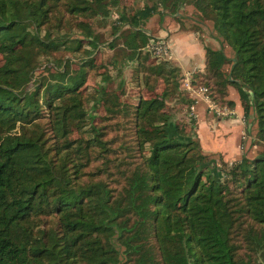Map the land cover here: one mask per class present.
<instances>
[{
    "label": "trees",
    "instance_id": "trees-1",
    "mask_svg": "<svg viewBox=\"0 0 264 264\" xmlns=\"http://www.w3.org/2000/svg\"><path fill=\"white\" fill-rule=\"evenodd\" d=\"M118 4L0 0V264H264V0ZM184 5L234 54L205 44L189 85L230 109L236 87L252 158L204 152L180 67L149 49L150 18ZM109 16L121 54L104 65Z\"/></svg>",
    "mask_w": 264,
    "mask_h": 264
},
{
    "label": "rangeland",
    "instance_id": "rangeland-1",
    "mask_svg": "<svg viewBox=\"0 0 264 264\" xmlns=\"http://www.w3.org/2000/svg\"><path fill=\"white\" fill-rule=\"evenodd\" d=\"M142 3H143V0H119L118 9H131V8H135L137 6L142 5ZM111 9H112L111 12H113L115 10V7L111 8ZM178 11L179 12L176 15L180 16L179 20L181 22L180 23L181 28L185 29L188 33L193 35V37L198 39L203 44V47L205 44H207L208 46H210L214 49H220L222 46L224 47V43L221 44V42H220L221 39L216 35L215 31L213 30L212 21H210L206 17H203V15H201L199 12H197L190 5H184V6L180 7ZM176 15L171 16V15L167 14L166 16H168L169 20L171 19L170 20V22H171L172 19L178 20V19H176ZM158 18H159V16L156 15L153 20L158 21ZM161 19L159 18L161 23L162 22L166 23V25L169 23L168 19L166 21H164V19L163 20H161ZM111 20H112V16H109L105 21H101V22L94 21V30L98 34V36L100 37V42L102 45L101 50H100L99 54L97 55L96 59H97L98 63H102L104 65H106L116 53L121 54L118 50H117L118 52L115 51L116 47H119L122 44L121 38L116 40V47L115 48H109L108 47V44L115 37L112 34ZM162 25L163 24H159V28H163ZM159 31H156V28H154L153 29L154 33H151L150 29L147 28V33L149 34L150 37L158 38V37H156L155 33L158 34ZM215 36H216V38L214 40ZM168 47H169V43H168ZM177 48L179 49V47H177ZM224 49L228 50L226 52L227 53L229 52L230 57L234 55L233 51H231L229 47L225 46ZM169 54H170L169 57L165 56L163 58H171L170 49H169ZM184 58H185V56H184ZM169 61H171V59H169ZM172 63L174 64V62H172ZM229 67H230L229 64H225L224 68H225L226 72L229 70ZM108 69H110V68H108ZM123 72H124L123 74H124V77L126 78V80H129L130 74H131V65L128 64L126 66H123ZM183 72L184 71L181 70V73L179 75V78H180L179 81H180L181 87L185 88L186 75H184ZM110 73L113 76L115 75V71L113 69H110ZM98 79H99V77L95 73V71H91L89 78H88V87L92 88L93 86H95L97 84ZM132 88L133 87H131L128 84L126 85V88H125L127 91V94H129L130 96L133 93L136 94L138 92L137 88H135V89H132ZM227 92H228L229 98L233 99L237 103H240V105H241L239 94H238V91H237L235 86L229 85L227 87ZM142 94H144L146 96L148 95L147 93H145L144 90H142ZM196 104L198 105L197 108L199 110L200 109L202 110L203 108H205L204 111L209 110L210 112H213L214 114L218 115L217 113L214 112L213 109H211V107H209L210 104L203 98L202 95L196 96ZM214 104H216V103H214ZM172 105H173V101H170L169 106H172ZM216 105H218L220 107H226V106H222L220 104H216ZM176 109H177V107H174L175 111H176ZM177 116L180 117L181 113H177ZM221 117H232V118L237 117V119L239 121H241L242 124L243 123L245 124L244 125L245 132H242V137H241V134H238V136H237V132L235 133V136H234V133H232L230 135V142H233V140L234 141L237 140L238 146L241 144L242 149L244 148V145H246L244 152L247 154L248 157L252 158L261 150L260 142L258 141V139L256 137L257 127H256L255 116H254L253 111L249 114V116L247 118L244 115L243 111H242V113L237 115L233 110H232L231 114L225 115V116L221 115ZM199 128H200L199 134L201 135L202 134V126L200 125ZM252 140L255 142L254 145L252 144V142H253ZM199 142H200L201 147L206 144L205 141L203 142V145L201 143V140H199ZM202 149L204 150L203 147H202ZM204 152L210 154L214 158H218L219 156H221L217 153H210V152H207L205 150H204ZM221 158H222V156H221Z\"/></svg>",
    "mask_w": 264,
    "mask_h": 264
},
{
    "label": "crops",
    "instance_id": "crops-1",
    "mask_svg": "<svg viewBox=\"0 0 264 264\" xmlns=\"http://www.w3.org/2000/svg\"><path fill=\"white\" fill-rule=\"evenodd\" d=\"M153 19L154 17L150 18L148 21V29H150L151 33H154V28H156V31L160 30L158 34L155 33L156 37L161 39L165 38L169 43L171 53V58L169 59L184 71L183 74L188 76V73L192 70H202L204 67L203 44L185 29L180 28L179 21L172 19L170 22L171 19L169 20L166 15L163 16L161 20L164 19V21H166L168 19L169 23L167 22V25L166 23H161L159 18L158 21ZM159 24H163V28H159ZM177 47H179V49ZM226 51L228 50L224 49L226 55L229 58H232L233 56L230 57L229 52L227 53ZM227 98L231 99L229 98V95ZM234 102L235 105L232 107V110L238 115L242 113V107L240 103H237L236 101ZM197 107L198 105L195 101L192 112L193 116L196 118V132L199 140H201L202 145L204 141L206 142V144L202 146L205 151L220 154L225 161L229 162L238 159L245 153L246 145H244L243 150L241 144L238 146L237 140L230 142V135L232 133H234L235 136V133L237 132V136L238 134H241L242 137V132H245L244 123L242 124L237 117H221L209 110L204 111L205 108L199 110ZM200 125L202 126L201 135L199 134Z\"/></svg>",
    "mask_w": 264,
    "mask_h": 264
},
{
    "label": "built area",
    "instance_id": "built-area-1",
    "mask_svg": "<svg viewBox=\"0 0 264 264\" xmlns=\"http://www.w3.org/2000/svg\"><path fill=\"white\" fill-rule=\"evenodd\" d=\"M149 49L152 51L153 54L161 56V57H169V47L168 43L166 42L165 38H154L150 37L149 39ZM185 89H187L191 95L195 98L196 96L202 95L203 98L210 104L209 107L214 110L215 113H217L219 116L223 115H229L232 113V110L228 107H220L216 104H214L210 98L206 95V88L205 87H199L197 89H193L190 87L188 79H185ZM193 106L191 107V114L193 115Z\"/></svg>",
    "mask_w": 264,
    "mask_h": 264
}]
</instances>
